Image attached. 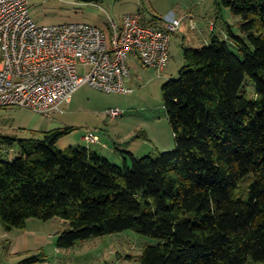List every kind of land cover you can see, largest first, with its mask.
Here are the masks:
<instances>
[{"label":"trees","instance_id":"16d2710c","mask_svg":"<svg viewBox=\"0 0 264 264\" xmlns=\"http://www.w3.org/2000/svg\"><path fill=\"white\" fill-rule=\"evenodd\" d=\"M223 1L242 17V35L228 26L209 46L185 48L180 77L162 90L171 151L121 152L119 167L87 147L61 151L74 128L0 134V146L20 151L0 156L6 231L60 219L63 248L134 231L157 241L138 264H264V0Z\"/></svg>","mask_w":264,"mask_h":264},{"label":"rangeland","instance_id":"374dc122","mask_svg":"<svg viewBox=\"0 0 264 264\" xmlns=\"http://www.w3.org/2000/svg\"><path fill=\"white\" fill-rule=\"evenodd\" d=\"M140 8L152 22L164 20L166 15L161 14L182 10L186 17L196 16L194 19L199 29L192 30L190 20L184 19L182 28L173 37V55L167 72L159 73L130 60L131 79L128 85L133 89L132 94H110L90 86L77 90L72 103L63 105V110L53 115L58 121L77 129L72 136L60 139L57 147L61 151L78 144L90 147V144L82 141L85 130L96 128L97 133L103 137L101 129L111 131L113 122L128 118L129 127L135 129L133 131H136L137 137L131 142L140 140L132 146L137 157L156 156L158 153L171 151L176 146V140L165 109L162 90L169 80L180 77V72L186 65L185 48L210 45L212 33L209 26L213 19L220 25L218 34L221 28L227 31L229 26L235 35H242V17L235 15L223 0H29L30 16L40 26L86 23L103 28L109 38L110 21L121 23L126 14ZM201 29L205 30L203 35ZM191 38L208 39L206 42L193 44ZM87 71L89 69L79 68L81 74ZM110 109H118L124 115L112 119L107 114ZM35 117L30 111L20 108L0 109V134L30 139L31 133L23 129L29 127ZM111 147L114 149L113 145ZM0 153L8 162L20 155L17 144L1 145ZM124 155L127 157V154ZM124 155L120 153L119 158L112 162L123 167ZM66 229V224L60 219L48 222L30 219L26 228H14L12 231H6L0 223V264H138V257L142 255L144 247L157 242L134 231H126L63 248L58 241ZM129 255L132 258H128Z\"/></svg>","mask_w":264,"mask_h":264},{"label":"built area","instance_id":"2783aa9c","mask_svg":"<svg viewBox=\"0 0 264 264\" xmlns=\"http://www.w3.org/2000/svg\"><path fill=\"white\" fill-rule=\"evenodd\" d=\"M186 18L196 30L194 17ZM164 21L159 28L144 23L140 13L126 14L121 23L110 21L109 38L104 29L86 23L40 26L30 16L29 0H0V109L50 118L83 86L132 94V58L159 73L169 64L171 41L184 19L172 15ZM80 67L89 71L81 74ZM107 114L116 119L124 112ZM85 140L90 145L100 141L93 132Z\"/></svg>","mask_w":264,"mask_h":264},{"label":"crops","instance_id":"0c3cea01","mask_svg":"<svg viewBox=\"0 0 264 264\" xmlns=\"http://www.w3.org/2000/svg\"><path fill=\"white\" fill-rule=\"evenodd\" d=\"M142 10L143 9L140 8L137 11H133V13H128V14L140 13L143 17L144 23L151 24V25L153 24L154 26L159 27V28H164L166 26L165 21L162 19L159 22H157V21L152 22V21L148 20L146 15L142 12ZM159 14H161V13H159ZM161 15L162 16L166 15L165 18L171 17L172 15H174L177 18H182V19L186 18V15H185V13H183L182 10H180V11L177 10V13L171 12L169 14L164 13ZM193 17L196 19V16H193ZM213 24H214V26H213ZM219 26L220 25H218L216 20L213 19L210 22V26H209L210 33H212V35H213V33H216V35H219L220 37L226 36V31L224 28H221L220 33L218 34V27ZM198 29H199V27L197 26L196 30H198ZM204 33H205V30L201 29V34L203 35ZM207 39L208 38H191V42H193V44H195V43L200 44L201 42L202 43L206 42ZM172 41H173V38H172ZM172 41H171V46H170L169 64H170V61H171L172 55H173ZM131 61H132V63L136 62V65H137V63H140L139 60L136 58H132ZM169 64H168L165 72H167V70L169 68ZM70 103H72V100ZM31 113H33V112H31ZM33 114H35V113H33ZM35 116H36L35 119L32 121V123L29 125V127L23 129L24 131H28L29 133H31L30 135H32V138H37V139L43 138L46 133H50V132L58 130V129L74 128L75 130L73 132H75L77 130L75 127L68 126L63 122L58 121L57 119H55L54 116H52L50 118H46V117H43V116L38 115V114H35ZM128 119H130V118H128ZM128 119H126L124 121L120 120V121L113 122V124H112L113 126L111 127V131L107 128L101 129V131L103 132V137L99 133H97L98 129H96V128L90 129V130H85L84 134L82 135V141L86 142L85 135L87 134V132L90 131V132L95 133L99 137L100 141L98 144L90 145V147H87V148H90L94 151H97L100 155L106 157L110 161L117 160L119 158L118 155L121 152H129V153H131L137 157L138 155L135 153L132 146H135L137 144V142H140V140L131 142L132 140L136 139L137 137H135L136 131H133L135 129L132 130V128L129 127V120ZM127 124H128V128H127ZM120 129H121V131L119 132L118 130H120ZM73 132L71 133L72 135H73ZM71 134H69V136ZM18 138L22 139L21 137H18ZM112 145L114 146V149L111 147ZM126 145H127V147H124ZM71 146H82V145L78 144V145H71ZM82 147H85V146H82ZM92 147H94V148H92Z\"/></svg>","mask_w":264,"mask_h":264}]
</instances>
